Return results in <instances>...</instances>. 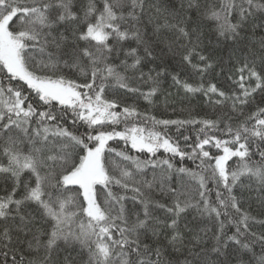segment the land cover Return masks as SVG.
<instances>
[{
	"label": "snow or ice",
	"instance_id": "obj_1",
	"mask_svg": "<svg viewBox=\"0 0 264 264\" xmlns=\"http://www.w3.org/2000/svg\"><path fill=\"white\" fill-rule=\"evenodd\" d=\"M0 264H264V0H0Z\"/></svg>",
	"mask_w": 264,
	"mask_h": 264
},
{
	"label": "trees",
	"instance_id": "obj_2",
	"mask_svg": "<svg viewBox=\"0 0 264 264\" xmlns=\"http://www.w3.org/2000/svg\"><path fill=\"white\" fill-rule=\"evenodd\" d=\"M260 33L257 32L255 39H258ZM170 83V81H169ZM169 91L173 93L172 99H170L168 105L166 106L163 103V97L159 99V102L156 106H148L143 101L139 102V107L142 110L151 111L152 114L156 115L158 118H184L188 115V110H193L194 113H203L204 111V102L199 95L185 98L183 93H177L175 88H168V84L165 85ZM191 166V165H189ZM255 193L253 194V200L245 203V208H249L252 215L259 216L262 212L259 204L254 200ZM259 230V229H257Z\"/></svg>",
	"mask_w": 264,
	"mask_h": 264
}]
</instances>
